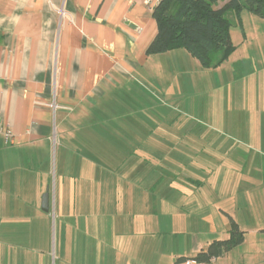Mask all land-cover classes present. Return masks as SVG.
<instances>
[{
    "label": "crops",
    "instance_id": "0c3cea01",
    "mask_svg": "<svg viewBox=\"0 0 264 264\" xmlns=\"http://www.w3.org/2000/svg\"><path fill=\"white\" fill-rule=\"evenodd\" d=\"M157 30L146 0H0V264H184L231 219L243 242L196 264H264V180L214 176L211 160L207 177L182 174L157 160L180 148L163 143L177 128L137 121L164 119L139 87L169 100L201 65L185 49L148 55ZM250 62L228 72L241 63L262 87Z\"/></svg>",
    "mask_w": 264,
    "mask_h": 264
},
{
    "label": "rangeland",
    "instance_id": "374dc122",
    "mask_svg": "<svg viewBox=\"0 0 264 264\" xmlns=\"http://www.w3.org/2000/svg\"><path fill=\"white\" fill-rule=\"evenodd\" d=\"M226 1L229 0H220L218 6ZM231 19L232 40L237 49L230 55L229 61L216 68L197 65L196 69L180 71L182 79L175 87L176 94L169 100L157 98L152 88L154 96L139 87L149 98L150 105L156 103L157 106H154L163 112L160 114H164V119L151 117L152 113L148 112L149 116L143 113L144 118H138L137 121L148 131L155 128L157 123H162L166 129L177 128L171 135L172 139L164 135L163 143L179 142L181 149L159 150L157 154L163 157L157 156V160L166 162L168 156L174 157L169 159L182 164V174L207 177L211 172L205 164L199 166V163L211 160L212 169L217 168L214 176H254L264 180V17L245 9L241 11L240 18L233 14ZM237 59L249 60L255 65L258 71L256 77L262 76V87H257L256 82H253L254 77L244 72L241 63L233 66L235 72H228V64L232 67V61ZM244 77L248 79H242ZM189 98L192 100L190 110L185 106ZM181 99L186 102L180 107L178 101ZM137 100L139 98L135 97L134 110L147 105ZM103 121L100 120L98 125L101 138H104L103 125L110 120ZM98 126L94 127L96 132ZM191 147L196 149L192 150ZM174 173H178V170ZM55 225L54 222V239Z\"/></svg>",
    "mask_w": 264,
    "mask_h": 264
},
{
    "label": "trees",
    "instance_id": "16d2710c",
    "mask_svg": "<svg viewBox=\"0 0 264 264\" xmlns=\"http://www.w3.org/2000/svg\"><path fill=\"white\" fill-rule=\"evenodd\" d=\"M161 0L152 11L157 33L147 48V54H161L185 49L204 68H216L236 51L232 40L231 16L240 18L241 11L264 17V0ZM244 240V232L231 219L229 237L215 240L194 259L208 263L213 257L233 249Z\"/></svg>",
    "mask_w": 264,
    "mask_h": 264
},
{
    "label": "built area",
    "instance_id": "2783aa9c",
    "mask_svg": "<svg viewBox=\"0 0 264 264\" xmlns=\"http://www.w3.org/2000/svg\"><path fill=\"white\" fill-rule=\"evenodd\" d=\"M161 0H146V4H147V7L153 11L154 8L159 4ZM0 130H1V127H0ZM5 136H10V132H5ZM216 258L213 257L211 260H215ZM196 260L194 258H189L187 260L184 261V264H196Z\"/></svg>",
    "mask_w": 264,
    "mask_h": 264
},
{
    "label": "water",
    "instance_id": "95a60500",
    "mask_svg": "<svg viewBox=\"0 0 264 264\" xmlns=\"http://www.w3.org/2000/svg\"><path fill=\"white\" fill-rule=\"evenodd\" d=\"M50 197L49 192H46L43 196L42 207L45 211L49 210Z\"/></svg>",
    "mask_w": 264,
    "mask_h": 264
}]
</instances>
